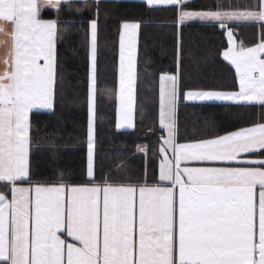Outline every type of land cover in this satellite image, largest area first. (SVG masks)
<instances>
[{
	"label": "snow or ice",
	"instance_id": "obj_1",
	"mask_svg": "<svg viewBox=\"0 0 264 264\" xmlns=\"http://www.w3.org/2000/svg\"><path fill=\"white\" fill-rule=\"evenodd\" d=\"M67 3L68 0H63ZM191 0H146L178 9V23L264 29V0H216L206 11ZM41 0H0V33L10 38L0 57V264H264V122L213 138L177 141L176 75L160 77V119L167 138L159 149V175L139 176L124 165L98 164L96 155L97 18L90 27L91 117L86 179L61 173L34 180L31 114L54 112L57 46L72 21L40 18ZM53 7H62L54 0ZM209 7V6H205ZM214 9V10H211ZM71 11V7L68 8ZM79 11V9H77ZM98 15V14H97ZM137 22H123L120 41V126L135 127ZM229 38L233 31L228 30ZM239 76L238 91L188 92L201 101H232L264 108V35L252 47L233 41L223 53ZM42 61V63H41ZM54 130L47 147L55 149ZM169 149L171 152H169ZM147 152V146H137ZM238 162L190 167L185 162Z\"/></svg>",
	"mask_w": 264,
	"mask_h": 264
},
{
	"label": "trees",
	"instance_id": "obj_2",
	"mask_svg": "<svg viewBox=\"0 0 264 264\" xmlns=\"http://www.w3.org/2000/svg\"><path fill=\"white\" fill-rule=\"evenodd\" d=\"M216 0H192L189 11L210 10ZM209 6V7H205ZM71 7V11L68 8ZM79 9V11H77ZM214 10V9H211ZM178 9L148 6L142 0H69L61 9H45L43 19L72 21L61 24L70 29L57 46V83L54 112L34 111L30 120L33 137L40 145L30 152L34 180L86 179L87 131L90 92V27L97 18L96 155L98 164L124 165L139 176L159 175V151L165 130L159 123L160 77H178L176 110L178 142L213 138L264 122V108L256 104L191 102L188 90L236 91L235 68L223 57L228 47L227 32L252 47L261 41L264 29L251 24H228L221 28L204 22L178 23ZM98 14V15H97ZM123 22H137L139 28L136 70L135 127L117 128L118 67ZM58 133L53 150L47 147L53 131ZM147 146V152L137 146ZM259 156V155H258ZM262 157V156H259ZM5 184L0 182V191Z\"/></svg>",
	"mask_w": 264,
	"mask_h": 264
},
{
	"label": "crops",
	"instance_id": "obj_3",
	"mask_svg": "<svg viewBox=\"0 0 264 264\" xmlns=\"http://www.w3.org/2000/svg\"><path fill=\"white\" fill-rule=\"evenodd\" d=\"M69 1V0H68ZM142 1H146V0H142ZM63 2V0H62ZM41 3H42V8H41V12H40V18L43 19L41 17V14H42V11L45 10V9H53V8H56V7H53V3H54V0H41ZM43 20H50V19H43ZM200 22V21H198ZM131 23V22H130ZM228 26V25H227ZM122 32V31H121ZM138 32H139V29H138ZM139 35V34H137ZM228 40V47L224 50V52L226 51H229L232 49L233 47V41L235 42L236 46H237V41H236V38L235 36L232 37V38H227ZM7 41L8 44L11 43L10 41V38L5 36L4 34L0 33V57H4L6 55V52H7V44L5 43ZM120 41H121V36H120ZM137 42H138V37H137ZM237 50H239V48L237 47ZM223 52V53H224ZM90 55V53H89ZM136 55H137V44H136ZM224 57V55H223ZM224 59L229 62L231 64V62L229 60H227L225 57ZM42 63V61H41ZM119 63H120V48H119ZM232 65V64H231ZM234 68L235 66L232 65ZM236 71V69H235ZM165 74H170V73H165ZM236 74H237V78H238V83H239V76H238V73L236 71ZM164 75V74H163ZM170 75H176V74H170ZM177 76V75H176ZM118 78H119V67H118ZM177 80H178V77H177ZM119 90V89H118ZM239 90V87L236 91ZM200 90H188L186 93H185V99L187 101H191V102H226V103H237V102H232V101H201V100H190L187 98V93L188 92H198ZM160 92H161V81H160ZM118 96V107H117V128L118 129H132L128 126H120V122H121V115H120V101H119V94L117 95ZM90 117H91V112H90V104H89V120H90ZM159 119H160V110H159ZM161 125V124H160ZM162 127V125H161ZM250 127V126H248ZM163 128V127H162ZM176 128H177V125H176ZM164 129V128H163ZM165 130V137L163 139H166L167 138V130ZM239 130V129H238ZM236 131V130H235ZM224 135V134H223ZM178 141V140H177ZM179 143H187V142H179ZM169 152H171V150L169 149ZM161 158H162V153H161ZM160 158V160H161ZM254 159H264V157H259L258 155H253V154H245V153H242L240 154V160H254ZM159 164H160V161H159ZM185 164H187V166H190V167H205V166H218V167H222V166H240L238 162H185V163H182L181 167L185 166Z\"/></svg>",
	"mask_w": 264,
	"mask_h": 264
},
{
	"label": "rangeland",
	"instance_id": "obj_4",
	"mask_svg": "<svg viewBox=\"0 0 264 264\" xmlns=\"http://www.w3.org/2000/svg\"><path fill=\"white\" fill-rule=\"evenodd\" d=\"M228 30H232V29H228ZM233 31V30H232ZM138 34H139V32H138ZM137 37H138V35H137ZM227 37H229L228 36V32H227ZM233 37H234V32H233Z\"/></svg>",
	"mask_w": 264,
	"mask_h": 264
}]
</instances>
